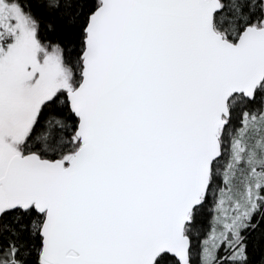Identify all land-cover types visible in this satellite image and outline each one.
<instances>
[{"label":"snow or ice","instance_id":"1","mask_svg":"<svg viewBox=\"0 0 264 264\" xmlns=\"http://www.w3.org/2000/svg\"><path fill=\"white\" fill-rule=\"evenodd\" d=\"M0 264H264V0H0Z\"/></svg>","mask_w":264,"mask_h":264}]
</instances>
